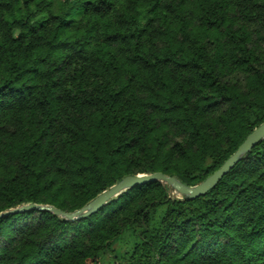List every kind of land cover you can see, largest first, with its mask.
<instances>
[{
	"label": "trees",
	"instance_id": "16d2710c",
	"mask_svg": "<svg viewBox=\"0 0 264 264\" xmlns=\"http://www.w3.org/2000/svg\"><path fill=\"white\" fill-rule=\"evenodd\" d=\"M263 122L264 0H0V213L194 186ZM0 264H264V138L196 198L3 215Z\"/></svg>",
	"mask_w": 264,
	"mask_h": 264
},
{
	"label": "water",
	"instance_id": "95a60500",
	"mask_svg": "<svg viewBox=\"0 0 264 264\" xmlns=\"http://www.w3.org/2000/svg\"><path fill=\"white\" fill-rule=\"evenodd\" d=\"M263 138L264 122L260 124L257 128L252 130L245 137V139L237 147V149L220 165V167L216 171H214L203 181L194 186H186L181 183L176 177L168 176L161 172H154L150 174L141 175H127L120 179L117 183L110 186L107 190L98 194L95 198L90 200L81 208L71 212L62 211L50 205L30 203L2 212L0 213V217L9 213H17L23 210L32 209L39 211H49L54 215H57L64 219L76 220L97 209L106 200L111 197L117 196L124 190L131 189L135 186H140L150 182H160L162 184L168 185L179 195L185 196L190 199L196 198L204 195L208 190L212 189L217 184V182L241 159V157L247 152H249L251 148Z\"/></svg>",
	"mask_w": 264,
	"mask_h": 264
},
{
	"label": "rangeland",
	"instance_id": "374dc122",
	"mask_svg": "<svg viewBox=\"0 0 264 264\" xmlns=\"http://www.w3.org/2000/svg\"><path fill=\"white\" fill-rule=\"evenodd\" d=\"M114 248H115V249H118V245H115ZM105 261H106V262L110 261V257H107V258L105 259Z\"/></svg>",
	"mask_w": 264,
	"mask_h": 264
}]
</instances>
